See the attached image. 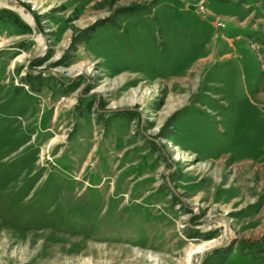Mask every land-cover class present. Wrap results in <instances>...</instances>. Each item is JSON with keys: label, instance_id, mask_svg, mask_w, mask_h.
<instances>
[{"label": "rangeland", "instance_id": "rangeland-1", "mask_svg": "<svg viewBox=\"0 0 264 264\" xmlns=\"http://www.w3.org/2000/svg\"><path fill=\"white\" fill-rule=\"evenodd\" d=\"M0 264H264V0H0Z\"/></svg>", "mask_w": 264, "mask_h": 264}, {"label": "bare ground", "instance_id": "bare-ground-1", "mask_svg": "<svg viewBox=\"0 0 264 264\" xmlns=\"http://www.w3.org/2000/svg\"><path fill=\"white\" fill-rule=\"evenodd\" d=\"M206 249V247H205V244H203V245H200V246H198L196 249H195V251H192L191 252V254L193 253V252H196V251H204Z\"/></svg>", "mask_w": 264, "mask_h": 264}]
</instances>
